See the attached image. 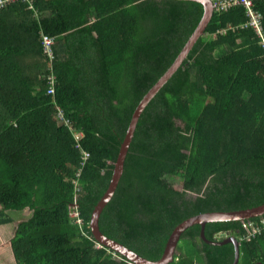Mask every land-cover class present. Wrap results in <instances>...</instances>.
I'll list each match as a JSON object with an SVG mask.
<instances>
[{
    "label": "trees",
    "instance_id": "1",
    "mask_svg": "<svg viewBox=\"0 0 264 264\" xmlns=\"http://www.w3.org/2000/svg\"><path fill=\"white\" fill-rule=\"evenodd\" d=\"M256 7L264 24V0ZM204 12L189 0H18L0 9V224L10 222L7 211H31L10 239L15 264H132L95 239L91 215L138 105ZM246 20L240 6L214 13L146 106L100 214L103 233L147 259H160L172 230L192 215L264 203V48L253 30L228 29ZM42 32L55 36L53 59ZM241 221L207 222L205 235L241 234ZM200 231L199 223L184 230L187 243L170 264H233L234 244L206 242ZM259 263L264 229L240 241L239 264Z\"/></svg>",
    "mask_w": 264,
    "mask_h": 264
},
{
    "label": "water",
    "instance_id": "2",
    "mask_svg": "<svg viewBox=\"0 0 264 264\" xmlns=\"http://www.w3.org/2000/svg\"><path fill=\"white\" fill-rule=\"evenodd\" d=\"M202 3L205 8L204 16L197 27L194 30L186 44L184 45L181 52L178 53L170 67L164 72V74L158 79L154 86L147 92V95L138 105L131 124L129 126L126 138L122 143L121 150L118 156V159L114 167V175L109 189L105 192L103 197L100 199L98 204L95 206L93 213L91 215L90 226L93 232L95 239L101 244L107 247H110L117 252L123 254L132 264H170L177 253V245L181 239L182 233L189 226L199 223L201 225L200 236L206 242L222 244L225 242H233L235 247V258L233 264H238L240 259V241L235 235H228L225 238L217 241H211L205 235V226L207 222L210 221H219V220H243L251 217H260L264 215V203L255 207L240 209V210H213L201 212L195 215H192L183 221H181L175 228L172 230L167 242L163 254L158 260H150L143 256L140 253L132 249L130 246L125 243L103 233L99 226V217L103 209L107 204L113 199L121 180L125 173L126 160L131 149V145L135 138L136 130L138 123L143 112L146 109V106L151 101V99L158 93V91L169 81V78L173 73L179 68L183 60L187 57L191 49L197 42L204 36L209 24L211 23L215 9L214 3L212 0H189Z\"/></svg>",
    "mask_w": 264,
    "mask_h": 264
},
{
    "label": "built area",
    "instance_id": "3",
    "mask_svg": "<svg viewBox=\"0 0 264 264\" xmlns=\"http://www.w3.org/2000/svg\"><path fill=\"white\" fill-rule=\"evenodd\" d=\"M18 0H0V9L4 8L5 6L9 5L12 2H15ZM25 3L28 0H24ZM214 3V9L215 12L221 14L224 12L229 11L231 8L240 6L243 7L245 10V15H246V22L233 26V25H228V29L234 30V29H251L254 31L256 34L257 38L260 40V44L262 48H264V26H263V15L261 11L256 7V2L258 0H212ZM31 5H29L30 9H33V4L30 2ZM224 29L218 30L217 33H223ZM55 36L42 32L41 33V42L43 45V50L44 53L50 58H54V44H55ZM51 66V65H49ZM52 70V68L50 67ZM48 83H49V88L48 92L49 93H54L55 89V83L56 79L53 73H50L48 77ZM59 116L62 120L64 121V113L63 111L59 110ZM79 136L80 134H76V139L79 141ZM78 147L80 148V145L78 143ZM81 157L82 160H86L89 157V153L85 152L84 150H81ZM71 216L76 220V222H81V219L79 218V212L77 210L76 204L72 207V212ZM242 227H243V232L239 236V241L242 239H247L250 240L252 237H254L257 233H259L261 230L264 229V218H260V224L254 222L251 219H243L242 221Z\"/></svg>",
    "mask_w": 264,
    "mask_h": 264
},
{
    "label": "crops",
    "instance_id": "4",
    "mask_svg": "<svg viewBox=\"0 0 264 264\" xmlns=\"http://www.w3.org/2000/svg\"><path fill=\"white\" fill-rule=\"evenodd\" d=\"M23 211L24 213L29 212V214L31 212L28 209H25ZM6 214L10 217V222L5 223V224H0V264H15L13 253H12L11 246H10V239L14 235V231H15L17 224L20 221H23V219H19V217L16 219L13 218L9 214V211H7ZM29 214H27V216ZM219 235L222 236L223 238H225L228 235H235L238 238V240L240 236V234L230 233V231L219 232Z\"/></svg>",
    "mask_w": 264,
    "mask_h": 264
},
{
    "label": "rangeland",
    "instance_id": "5",
    "mask_svg": "<svg viewBox=\"0 0 264 264\" xmlns=\"http://www.w3.org/2000/svg\"><path fill=\"white\" fill-rule=\"evenodd\" d=\"M167 180L171 183V184H173L174 186H176V187H181V185H182V180L181 179H178V178H174V177H167ZM190 196H194V194H189ZM27 214H29V212H26ZM26 213H24V211H14V210H10L9 211V214L13 217V218H18L19 217V219H23V220H25V219H27V218H29L30 217V215H31V212H30V214L27 216V214ZM187 243V240H185L184 238H181L180 239V241H179V243H178V249L179 250H181V247L183 246V245H185ZM183 249V248H182ZM177 252H179L178 250H177Z\"/></svg>",
    "mask_w": 264,
    "mask_h": 264
}]
</instances>
